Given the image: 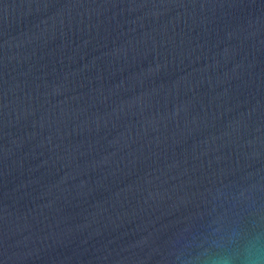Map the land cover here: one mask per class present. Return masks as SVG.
I'll return each instance as SVG.
<instances>
[{"label": "water", "instance_id": "water-1", "mask_svg": "<svg viewBox=\"0 0 264 264\" xmlns=\"http://www.w3.org/2000/svg\"><path fill=\"white\" fill-rule=\"evenodd\" d=\"M232 233H264V0H0V264Z\"/></svg>", "mask_w": 264, "mask_h": 264}, {"label": "clouds", "instance_id": "clouds-1", "mask_svg": "<svg viewBox=\"0 0 264 264\" xmlns=\"http://www.w3.org/2000/svg\"><path fill=\"white\" fill-rule=\"evenodd\" d=\"M217 249L203 253V264H264V233L239 237L232 233L211 242Z\"/></svg>", "mask_w": 264, "mask_h": 264}]
</instances>
